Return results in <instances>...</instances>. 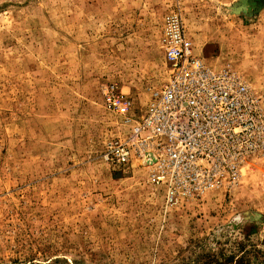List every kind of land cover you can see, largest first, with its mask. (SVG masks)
I'll return each instance as SVG.
<instances>
[{
    "label": "rangeland",
    "instance_id": "obj_1",
    "mask_svg": "<svg viewBox=\"0 0 264 264\" xmlns=\"http://www.w3.org/2000/svg\"><path fill=\"white\" fill-rule=\"evenodd\" d=\"M172 13L264 113V0H0V264H264V151L177 205L140 159H103L168 80Z\"/></svg>",
    "mask_w": 264,
    "mask_h": 264
},
{
    "label": "built area",
    "instance_id": "obj_2",
    "mask_svg": "<svg viewBox=\"0 0 264 264\" xmlns=\"http://www.w3.org/2000/svg\"><path fill=\"white\" fill-rule=\"evenodd\" d=\"M162 44L167 82L133 121L130 137L109 142L103 159L114 166L140 159L165 187L167 203L177 205L236 182L243 163L264 151V113L241 77L192 55L179 14L165 17ZM110 92L109 106L126 114L130 102Z\"/></svg>",
    "mask_w": 264,
    "mask_h": 264
}]
</instances>
